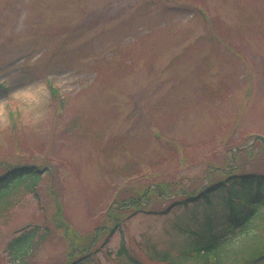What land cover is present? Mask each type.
Segmentation results:
<instances>
[{
	"label": "rangeland",
	"instance_id": "374dc122",
	"mask_svg": "<svg viewBox=\"0 0 264 264\" xmlns=\"http://www.w3.org/2000/svg\"><path fill=\"white\" fill-rule=\"evenodd\" d=\"M0 70L14 88L0 167L47 170L1 201L0 264L75 263L91 246L83 264H198L181 258L202 226L179 194L228 167L264 174V0H0ZM158 184L163 200L116 213ZM35 228L43 242L16 260L9 244Z\"/></svg>",
	"mask_w": 264,
	"mask_h": 264
},
{
	"label": "trees",
	"instance_id": "16d2710c",
	"mask_svg": "<svg viewBox=\"0 0 264 264\" xmlns=\"http://www.w3.org/2000/svg\"><path fill=\"white\" fill-rule=\"evenodd\" d=\"M197 17H203L208 26L212 22L205 16L204 12L198 11ZM3 97H8L11 92L0 87ZM68 101V100H67ZM62 102L57 98L60 107H65L68 102ZM227 168V167H226ZM0 208L2 200L12 195V189L18 188L27 183L31 192L39 187L42 177L47 172L33 166L13 167L6 169L0 167ZM238 167H228L226 172L222 170L223 179L212 183L198 191H185L181 196L180 203L187 208L197 211H204V216L199 219L197 214L191 213L193 220L201 222L202 230L192 233L193 244L185 248L181 254L184 261H198V264H264V174H241ZM151 187L140 189L137 193H128V201L118 203V211L130 208H148L153 197L164 199L168 193L159 184L156 189ZM153 194V195H152ZM153 196V197H152ZM165 196V197H164ZM2 201V202H1ZM9 207V205H6ZM149 214V213H148ZM151 214H157L152 212ZM113 221L118 225L120 219ZM129 220V219H128ZM127 220V221H128ZM124 222H122L123 226ZM261 230L260 235H251L252 230ZM40 229L35 228L28 234L17 238L9 244V251L17 260L28 257L34 246H39L44 237L36 242ZM48 234L44 231L43 235ZM222 234V236H221ZM237 239L246 240L242 245L235 246ZM94 246L83 249H76L81 254L79 260L69 264H83L87 258L96 256L101 252ZM124 252L121 253V256ZM156 257L161 264H176L170 254H157ZM152 260V259H151ZM240 260V261H236ZM236 261V262H235ZM20 263V261L18 262ZM133 264H136L132 261ZM141 264V263H139ZM155 264H158L156 261Z\"/></svg>",
	"mask_w": 264,
	"mask_h": 264
}]
</instances>
